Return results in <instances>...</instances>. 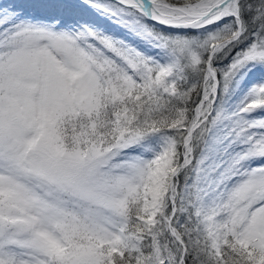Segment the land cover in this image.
I'll return each instance as SVG.
<instances>
[{"label": "snow or ice", "instance_id": "snow-or-ice-1", "mask_svg": "<svg viewBox=\"0 0 264 264\" xmlns=\"http://www.w3.org/2000/svg\"><path fill=\"white\" fill-rule=\"evenodd\" d=\"M0 264H264V0H0Z\"/></svg>", "mask_w": 264, "mask_h": 264}]
</instances>
